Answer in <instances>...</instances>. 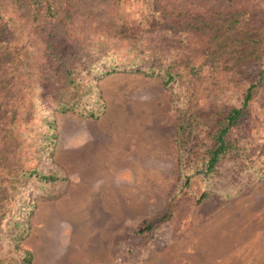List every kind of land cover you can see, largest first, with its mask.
<instances>
[{
  "label": "rangeland",
  "instance_id": "obj_1",
  "mask_svg": "<svg viewBox=\"0 0 264 264\" xmlns=\"http://www.w3.org/2000/svg\"><path fill=\"white\" fill-rule=\"evenodd\" d=\"M163 1L187 17L239 21L220 47L231 52L233 81L256 84L245 127L230 134L245 157L180 190L176 94L159 78H103L102 117L55 114L56 149L40 171H63L67 183L28 185L40 196L20 245L32 264H264V0ZM138 13L123 1L126 18Z\"/></svg>",
  "mask_w": 264,
  "mask_h": 264
},
{
  "label": "trees",
  "instance_id": "obj_2",
  "mask_svg": "<svg viewBox=\"0 0 264 264\" xmlns=\"http://www.w3.org/2000/svg\"><path fill=\"white\" fill-rule=\"evenodd\" d=\"M123 1L0 0V264H32L20 245L40 196L28 185L67 183L63 171H40L56 149L55 114L102 117L105 77L159 78L176 94L180 190L245 157L230 134L245 127L256 84L233 81L231 52L220 47L239 21L212 11L187 17L163 0H135L139 13L130 20Z\"/></svg>",
  "mask_w": 264,
  "mask_h": 264
}]
</instances>
